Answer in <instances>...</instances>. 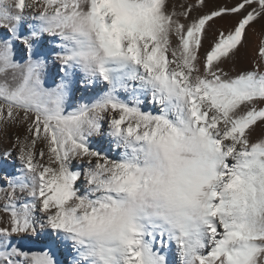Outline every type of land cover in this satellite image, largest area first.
I'll return each instance as SVG.
<instances>
[{
  "label": "snow or ice",
  "instance_id": "6c2138e0",
  "mask_svg": "<svg viewBox=\"0 0 264 264\" xmlns=\"http://www.w3.org/2000/svg\"><path fill=\"white\" fill-rule=\"evenodd\" d=\"M0 30V144L21 165L0 186V264L69 244L71 264H163L154 237L177 264H264V0H0Z\"/></svg>",
  "mask_w": 264,
  "mask_h": 264
},
{
  "label": "rangeland",
  "instance_id": "374dc122",
  "mask_svg": "<svg viewBox=\"0 0 264 264\" xmlns=\"http://www.w3.org/2000/svg\"><path fill=\"white\" fill-rule=\"evenodd\" d=\"M181 0H169V4H178ZM235 0H208V7H212L215 5H223V4H229L234 3ZM31 10H27L25 12V16H30ZM232 20L235 19V17L231 18ZM228 18H225V20H217L215 22V25H222L225 30L229 27V24L226 22ZM24 27H27L30 23H37V21L32 19H26L24 22ZM259 25H256L255 27H258ZM2 31L6 30H0V34H2ZM261 37H257L256 44L258 46V41ZM45 40H52L53 43H58L54 38L50 37H44ZM249 55L247 58H245L242 62H239L236 65L237 71L242 70H251L252 69V53H251V41H252V33L249 31ZM205 47H208L207 41L205 42ZM226 69L230 67L229 65H225ZM55 71V69H52ZM131 70V69H129ZM235 74V72L233 73ZM117 73H114V80L116 79ZM82 77V73L77 70V78L80 79ZM45 79V85L47 87H55V84L47 77V74L43 77ZM58 79V77H57ZM84 85L77 84L75 90L73 93H69L68 96L65 99V109L66 111H74L78 109L81 105L89 104L91 103L96 97H98L100 94H102L104 91L107 90L108 85L97 78V80L88 88H84ZM118 94L120 95L121 99H124L126 102H130V96L131 91H124L123 89H118ZM142 109L145 111H157L156 106L152 104L150 100H146L144 104L141 105ZM107 126L105 125V128ZM99 137L92 138L93 146H99ZM11 140H5L2 144H0V186L3 188H7V183L5 182V178L7 177H15L21 174V165L19 160L17 159V155L15 150L11 147ZM5 150L11 152V155H4ZM112 155L116 158L119 157V151L114 150ZM18 195H20L18 193ZM22 199H26V197H22ZM5 200L3 198V194L0 193V207L4 204ZM19 202V201H18ZM0 215H4V213L0 212ZM163 229V227H161ZM14 240H17L16 237L13 238ZM150 243L154 245V251L159 254V256L163 257V264H177L178 261V254L176 251V245L173 242H168L167 247H165L163 244H160L158 242V238H153ZM27 247H32L31 245H28ZM35 250V249H33ZM74 255V252L71 249V245L69 244L66 250H63L61 253H57L56 259L58 261V264H71L72 257Z\"/></svg>",
  "mask_w": 264,
  "mask_h": 264
},
{
  "label": "bare ground",
  "instance_id": "6f19581e",
  "mask_svg": "<svg viewBox=\"0 0 264 264\" xmlns=\"http://www.w3.org/2000/svg\"><path fill=\"white\" fill-rule=\"evenodd\" d=\"M259 37V36H258ZM161 227H164L163 225H161ZM168 242H171L170 240H168Z\"/></svg>",
  "mask_w": 264,
  "mask_h": 264
}]
</instances>
